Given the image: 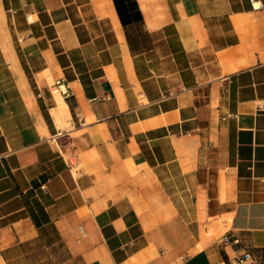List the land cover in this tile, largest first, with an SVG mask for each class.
Wrapping results in <instances>:
<instances>
[{
	"label": "crops",
	"instance_id": "obj_1",
	"mask_svg": "<svg viewBox=\"0 0 264 264\" xmlns=\"http://www.w3.org/2000/svg\"><path fill=\"white\" fill-rule=\"evenodd\" d=\"M259 2L0 0V264H264Z\"/></svg>",
	"mask_w": 264,
	"mask_h": 264
},
{
	"label": "built area",
	"instance_id": "obj_2",
	"mask_svg": "<svg viewBox=\"0 0 264 264\" xmlns=\"http://www.w3.org/2000/svg\"><path fill=\"white\" fill-rule=\"evenodd\" d=\"M251 6L253 9L260 8L259 0H250ZM52 90L55 94L60 96L62 99H67L72 95L69 83L63 79H56L52 82ZM83 123H80L82 125ZM59 133H61L59 131ZM58 133V134H59ZM81 236L85 235V232L82 228H79ZM220 244L224 246H233L232 249V258L230 260L231 264H250L251 257L250 254L240 246L239 239L228 234H225L220 239Z\"/></svg>",
	"mask_w": 264,
	"mask_h": 264
},
{
	"label": "bare ground",
	"instance_id": "obj_3",
	"mask_svg": "<svg viewBox=\"0 0 264 264\" xmlns=\"http://www.w3.org/2000/svg\"><path fill=\"white\" fill-rule=\"evenodd\" d=\"M54 98L56 99L57 102V110L56 112L53 113L55 124L57 125L58 129H62L64 127V123L66 122L65 120L68 118V113L66 106L61 99L60 96L55 95Z\"/></svg>",
	"mask_w": 264,
	"mask_h": 264
},
{
	"label": "rangeland",
	"instance_id": "obj_4",
	"mask_svg": "<svg viewBox=\"0 0 264 264\" xmlns=\"http://www.w3.org/2000/svg\"><path fill=\"white\" fill-rule=\"evenodd\" d=\"M55 95H57V94L54 93V96H55Z\"/></svg>",
	"mask_w": 264,
	"mask_h": 264
}]
</instances>
